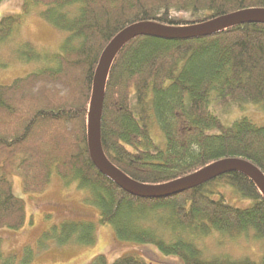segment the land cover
<instances>
[{
	"label": "trees",
	"instance_id": "1",
	"mask_svg": "<svg viewBox=\"0 0 264 264\" xmlns=\"http://www.w3.org/2000/svg\"><path fill=\"white\" fill-rule=\"evenodd\" d=\"M23 1V13L0 20L2 44L33 9L67 36L59 54L20 44V61L45 65L0 84V229L16 231L26 224L25 202L13 194L11 176L22 177L25 191L40 193L57 175L90 191L86 201L100 209V224L112 226L118 241L146 245L144 258L127 255L113 264H264V253L258 261L231 254L205 257L200 247L215 233L231 242L253 233L264 242V195L248 176L230 172L170 198L142 199L98 170L88 142L95 75L105 49L123 30L143 22L185 28L264 9V0ZM248 105L264 110V24L183 41L141 36L111 65L102 148L116 168L149 186L175 182L225 159L246 160L264 173V126L248 117L226 125L219 116L221 108ZM156 125L163 143L153 136ZM226 189L250 204L230 205ZM96 234L94 223L68 220L45 232L39 245L91 246ZM14 261L4 255L0 239V264ZM93 263L107 264L104 256Z\"/></svg>",
	"mask_w": 264,
	"mask_h": 264
},
{
	"label": "rangeland",
	"instance_id": "2",
	"mask_svg": "<svg viewBox=\"0 0 264 264\" xmlns=\"http://www.w3.org/2000/svg\"><path fill=\"white\" fill-rule=\"evenodd\" d=\"M23 5V0H0V20L8 15L23 13ZM66 36L65 32L41 18L38 9H33L26 15L15 36L6 43L0 42V84H10L15 79L25 77L45 65L44 62L20 61L17 53L20 44L29 42L42 53L59 54L62 52V44ZM219 114L226 125H230L240 117H248L257 125L264 126V110L258 105L228 110L221 108ZM153 136L163 143L158 125L153 131ZM11 182L13 194L22 199L26 207L24 227L16 231L0 229L2 251L5 256L15 258L13 264H92L101 256L105 257L107 264H113L120 257L127 255L144 258L143 248L146 245L118 241L112 226L100 224V209L86 201L90 191L79 186L78 181L66 182L59 176L53 175L46 190L40 193L25 191L23 179L19 174L11 176ZM231 190L226 189V197L230 205L238 207L250 204L249 201L242 204L236 192ZM68 220L94 223L97 233L96 244L59 245L51 241L44 248L39 245V240L45 232ZM200 247L205 257L231 254L258 261L264 253V242L256 239L253 233L242 236L235 242L215 233L214 238L202 242ZM27 248L32 251V255L29 251L26 252ZM26 258L31 259L29 263H25Z\"/></svg>",
	"mask_w": 264,
	"mask_h": 264
},
{
	"label": "water",
	"instance_id": "3",
	"mask_svg": "<svg viewBox=\"0 0 264 264\" xmlns=\"http://www.w3.org/2000/svg\"><path fill=\"white\" fill-rule=\"evenodd\" d=\"M249 23L264 24V9H247L209 22L185 28H170L155 23H137L123 30L105 49L94 79L89 119V151L99 171L112 179L125 192L147 200L170 198L230 172H241L256 184L264 195V173L243 159H225L175 182L149 186L135 182L116 168L106 157L101 143V122L105 86L111 65L117 54L132 40L144 36L164 40H190L209 37L233 27Z\"/></svg>",
	"mask_w": 264,
	"mask_h": 264
}]
</instances>
